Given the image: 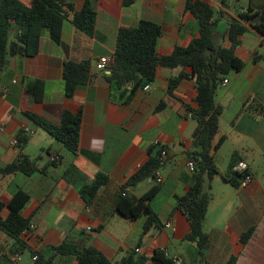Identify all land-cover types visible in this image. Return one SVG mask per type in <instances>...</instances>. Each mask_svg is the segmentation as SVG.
<instances>
[{"label": "crops", "instance_id": "crops-1", "mask_svg": "<svg viewBox=\"0 0 264 264\" xmlns=\"http://www.w3.org/2000/svg\"><path fill=\"white\" fill-rule=\"evenodd\" d=\"M84 1L95 14L91 37L75 30L66 20L58 46L49 41L44 30L34 57L10 58L0 72V169L19 156L36 161L37 169L29 177L0 176V203L5 206L18 191L25 194L28 202L20 216L33 227L19 238L23 249L0 233V257L10 260L17 256V264H33L30 252L48 257L49 247L65 243L79 251L93 249L108 264H119L129 256L149 260L154 251L163 252L170 260L177 259L179 264H226L231 257L235 264H264V185L257 179L261 167L264 169V116L259 118L253 111L245 113L247 107L264 108V39L253 30L239 38L234 55L245 68L238 74H229L226 85H220L222 91L214 95L215 105L221 108L218 129L224 137L214 164L222 153L219 159L224 164L223 171L218 172L223 175L230 157L235 156L236 164L248 167L253 181L246 188L233 189L219 177L211 180L212 195L202 226L208 245L198 252L195 244L183 241L188 224L176 208V201L192 184V174L185 167L194 129L188 114L195 109L191 80L183 79L167 94L168 80L179 73L189 76V70L157 69L148 91H139L125 106L108 101L109 90L103 78L108 66L102 74L94 72L98 60H111L118 30L135 28L139 22L160 27L157 57L168 56L174 48L187 47L197 38L196 21L185 11L188 0H136L126 9L120 0H66L74 12L81 9ZM191 1L202 2L212 10L213 41L218 47H226L221 36L229 20L248 9L259 11L264 4V0H249L247 4L228 0L222 9L218 0ZM14 35L9 33L8 42H13ZM67 62H87L93 76L90 84L77 89L70 100L64 99L61 79L62 65ZM24 79L42 82L40 103H32L24 94ZM159 104L162 108L156 111ZM78 111L81 119L74 155L24 117L32 114L59 125L62 112L74 115ZM222 121L225 130L220 129ZM20 131L28 137L21 149L11 146ZM155 145L166 153L156 173L160 182L145 181L124 190L126 196L138 199L152 186L159 188L147 203L159 225L142 235L146 217L127 221L117 215L115 206L120 188L147 161L146 150ZM97 174L105 176L108 183L85 201L79 191ZM6 216L7 210L2 209L0 218L4 220ZM166 223H170L173 233L163 229ZM252 228L251 239L241 246L239 237ZM51 264H75V260L53 257Z\"/></svg>", "mask_w": 264, "mask_h": 264}, {"label": "trees", "instance_id": "trees-1", "mask_svg": "<svg viewBox=\"0 0 264 264\" xmlns=\"http://www.w3.org/2000/svg\"><path fill=\"white\" fill-rule=\"evenodd\" d=\"M121 7H131L136 0H120ZM228 0H218L222 9L227 7ZM240 0H233L238 3ZM249 1V0H247ZM185 11L196 21L197 38L191 41L185 48H174L166 57H157L155 53L156 41L161 35L160 27L149 23L139 22L135 28L118 30L111 62L106 70L104 82L108 87V101L115 106H125L132 98L147 87L154 80L157 69L162 70H189V76L179 73L168 80L167 94L169 95L183 79L189 78L194 89L195 109L188 111L194 122V129L190 135L191 152L187 155L189 162L194 165L192 184L186 193L176 201V208L188 224V233L183 241L195 244L198 252L208 245V238L202 232V226L210 203L209 184L214 177L233 189H237L243 177L231 172L236 165L235 156H231L225 174L220 175L214 164V155L224 141V137L218 129V119L221 108L214 103V95L222 81L229 74H238L244 70L245 64L234 55L239 46V38L253 30L264 39V4L259 11L248 9L245 13H237L235 19L227 22L226 29L221 36L226 41V47L215 46L214 14L204 3L188 0ZM70 14V17L68 15ZM69 20L70 25L87 37H91L95 14L89 3L84 1L77 12L66 0H0V72H2L7 60L13 57L32 58L37 54L38 43L42 31H46L49 41L58 46L60 43V31L62 23ZM14 32L13 42H8L9 33ZM90 67L87 62L62 65L61 79L63 82L64 99L70 100L73 93L90 84L92 80ZM24 94L32 103H40L42 99L43 84L39 80L24 79ZM162 108L159 104L156 111ZM264 116V108L255 105L253 110L245 109L250 115ZM24 117L47 137L58 143L67 153L74 155L78 145L81 114L62 112L59 125H52L32 114H24ZM14 140L17 148L27 142L28 137L23 131L18 132ZM165 151L163 147L152 146L146 150L147 161L126 180L119 190L118 202L115 212L127 221H135L146 217L142 227L144 235L150 227H158L157 218L150 213L147 203L158 193V186H152L141 197L135 199L125 195L124 190L134 189L145 181H155L154 174L160 169V153ZM36 161L19 156L11 164L0 169V176L22 175L29 177L36 173ZM108 183L105 176L97 174L89 185L79 191L80 197L91 200L96 193ZM28 202V197L16 192L4 206L0 203V212L7 210L4 220L0 218V233L10 239L14 244L23 249L20 235L27 231L28 220L21 218L20 213ZM254 229L241 235L238 243L246 245L253 235ZM48 257L43 254L30 252V258L35 257L33 264H51L53 257H69L75 260V264H108L106 259L93 249L87 248L81 251L65 243L58 247H49ZM235 258L231 257L226 264H235ZM173 264L165 257L163 252L154 251L149 260L129 256L119 264ZM0 264H11L6 257H0Z\"/></svg>", "mask_w": 264, "mask_h": 264}, {"label": "built area", "instance_id": "built-area-1", "mask_svg": "<svg viewBox=\"0 0 264 264\" xmlns=\"http://www.w3.org/2000/svg\"><path fill=\"white\" fill-rule=\"evenodd\" d=\"M110 62H111V60H109V59H101V60H98V62H96V64L94 65V72L100 73V74L104 73L105 68L109 65ZM226 83L227 82L225 80L222 81L221 86H225ZM142 91L143 92L148 91V87H144L142 89ZM28 135H32V133H28ZM11 146L12 147H15L16 146L15 140H13L11 142ZM165 158H166V153L163 151V152L160 153V161L163 162L165 160ZM185 167H186V170H187V172L189 174H193V172H194V165H193V163L187 162L185 164ZM231 172L234 173V174H237V175H239L241 177H243V179H241V181L239 182V186H238L239 189L246 188L253 181V177L249 174L248 167L244 163H238V164H236L231 169ZM156 173L154 174V177H155L156 184H158L160 181H159L158 175ZM163 229L164 230H167V231H169L171 233L174 232V230L171 227L170 223H166L163 226ZM32 230H33V227L29 226L28 229H27V231L23 232L20 236L21 237H25L26 234H27V232L32 231ZM31 261L33 263L35 261V257H32ZM171 261H172L173 264H179V261L177 259H172ZM18 262H19V258L17 256H14V257H12L10 259V263L11 264H17Z\"/></svg>", "mask_w": 264, "mask_h": 264}, {"label": "rangeland", "instance_id": "rangeland-1", "mask_svg": "<svg viewBox=\"0 0 264 264\" xmlns=\"http://www.w3.org/2000/svg\"><path fill=\"white\" fill-rule=\"evenodd\" d=\"M240 2L247 4V0H240ZM229 82L231 83V80L230 79H229ZM221 91H222V89L219 87L216 90V93H220ZM219 126H220V129H222V130H225L226 129L224 121H222L221 123H219ZM222 155H223L222 153H220L218 155V160H217L216 165H215L217 171H223L222 170V166L224 164H222V161L219 159V158H221ZM218 168H219V170H218ZM218 173H220V172H218ZM215 179H217V177H214L213 178V180H215ZM257 179H259L261 181V183L264 185V169H263V167H261L260 173H258V175H257ZM209 195H212V193L210 191H209Z\"/></svg>", "mask_w": 264, "mask_h": 264}]
</instances>
